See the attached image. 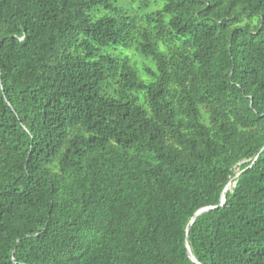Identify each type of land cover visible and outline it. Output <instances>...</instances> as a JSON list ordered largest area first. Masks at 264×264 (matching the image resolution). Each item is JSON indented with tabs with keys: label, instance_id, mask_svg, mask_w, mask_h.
I'll return each mask as SVG.
<instances>
[{
	"label": "trees",
	"instance_id": "1",
	"mask_svg": "<svg viewBox=\"0 0 264 264\" xmlns=\"http://www.w3.org/2000/svg\"><path fill=\"white\" fill-rule=\"evenodd\" d=\"M263 147L264 0H0V264H264Z\"/></svg>",
	"mask_w": 264,
	"mask_h": 264
},
{
	"label": "water",
	"instance_id": "2",
	"mask_svg": "<svg viewBox=\"0 0 264 264\" xmlns=\"http://www.w3.org/2000/svg\"><path fill=\"white\" fill-rule=\"evenodd\" d=\"M264 148V147H263ZM262 148V149H263ZM227 187H225V189H226ZM224 200H225V195H224V193H223V195H222V203L224 202ZM208 208H202V209H199L197 212H196V214H195V216H193L192 218H191V222L194 220V218L196 217V215H198V214H200V213H202V212H204V211H206ZM190 222V223H191ZM190 223L188 224V227L190 226ZM187 246V252L189 253V255L191 256V258L193 259V260H195V258H194V256L191 254V251H190V248H189V246H188V244L186 245Z\"/></svg>",
	"mask_w": 264,
	"mask_h": 264
}]
</instances>
